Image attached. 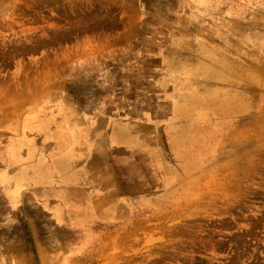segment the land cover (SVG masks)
<instances>
[{
  "label": "rangeland",
  "instance_id": "1",
  "mask_svg": "<svg viewBox=\"0 0 264 264\" xmlns=\"http://www.w3.org/2000/svg\"><path fill=\"white\" fill-rule=\"evenodd\" d=\"M0 264H264V0H0Z\"/></svg>",
  "mask_w": 264,
  "mask_h": 264
}]
</instances>
